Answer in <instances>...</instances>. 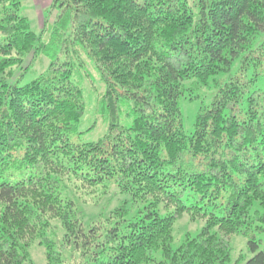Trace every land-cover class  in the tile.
Segmentation results:
<instances>
[{
    "label": "trees",
    "instance_id": "trees-1",
    "mask_svg": "<svg viewBox=\"0 0 264 264\" xmlns=\"http://www.w3.org/2000/svg\"><path fill=\"white\" fill-rule=\"evenodd\" d=\"M20 7L0 0V264H30L34 243L46 264H228L231 236L264 232V0H52L39 34ZM87 61L105 86L94 143ZM187 80L215 88L190 135ZM85 204L108 213L86 223ZM183 215L204 226L173 249Z\"/></svg>",
    "mask_w": 264,
    "mask_h": 264
},
{
    "label": "rangeland",
    "instance_id": "rangeland-1",
    "mask_svg": "<svg viewBox=\"0 0 264 264\" xmlns=\"http://www.w3.org/2000/svg\"><path fill=\"white\" fill-rule=\"evenodd\" d=\"M37 4H36V2ZM20 15L26 18L29 28L35 34H39L43 26V14L42 12L49 5V0H20ZM54 18V15L50 17V21ZM30 63V58L23 65L24 68ZM49 62L43 56H38L36 61L33 63L32 67L29 69L25 78L21 84H25L32 79H34L39 73L43 72ZM87 71L90 78L87 79L83 85V101L85 106V114L79 124V131L84 132L89 128L91 131L85 133L81 137V142L83 143H94L101 139L107 132L108 122L104 115H101L98 111L100 108L99 101L101 99L102 93L105 91V86L99 81L98 74L95 73L89 61H87ZM234 77L236 75V67L230 72L229 75L216 78L218 81L227 80L228 77ZM3 75L0 73V80ZM182 87L185 90V96L181 97L179 100V106L182 113L183 129L186 135H190L194 129V123L196 115L199 111L201 105L207 106L212 96L215 93V88L212 83L209 86H202L195 80H187L182 83ZM264 88V86H262ZM261 89V88H259ZM132 107V101L128 100L125 104H121L119 107L120 123L124 126H129L131 124V118L129 117L130 109ZM19 177H14L11 180H16ZM121 200H125L123 197H115L108 206V210L114 209ZM130 206V205H129ZM83 210L85 212V222L88 223L90 220L96 221L100 214H107L108 211L102 209V204L98 207H93L91 204L83 205ZM260 211L264 213V210L260 208H255V211ZM160 215H166L164 210H160ZM57 227L58 223L54 222ZM257 225V224H256ZM204 226L203 222H191L187 215H183L182 218L177 220L172 228L173 243L172 248H178L186 237H195ZM248 239H255L260 242V248L255 250L260 251L264 249V232L258 233L254 226L248 231L246 237L241 235H233L230 238V260L228 264H245L246 260L252 255L248 251ZM30 264H46L45 260V250L43 247L34 243L28 249ZM240 256L245 259L241 262L239 261ZM158 256H155L157 259ZM152 264V263H151Z\"/></svg>",
    "mask_w": 264,
    "mask_h": 264
},
{
    "label": "crops",
    "instance_id": "crops-1",
    "mask_svg": "<svg viewBox=\"0 0 264 264\" xmlns=\"http://www.w3.org/2000/svg\"><path fill=\"white\" fill-rule=\"evenodd\" d=\"M51 1H52V0H49V5L51 4ZM35 2H36V1H35ZM36 4H37V2H36ZM49 5H48V6H49ZM48 6H47V7H48Z\"/></svg>",
    "mask_w": 264,
    "mask_h": 264
}]
</instances>
